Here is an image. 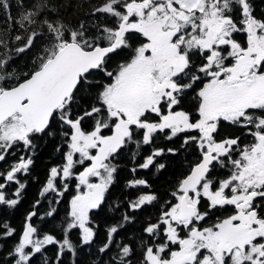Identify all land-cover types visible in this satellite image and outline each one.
<instances>
[{
    "label": "snow or ice",
    "instance_id": "obj_1",
    "mask_svg": "<svg viewBox=\"0 0 264 264\" xmlns=\"http://www.w3.org/2000/svg\"><path fill=\"white\" fill-rule=\"evenodd\" d=\"M66 7L0 0V264H264V7Z\"/></svg>",
    "mask_w": 264,
    "mask_h": 264
},
{
    "label": "trees",
    "instance_id": "obj_2",
    "mask_svg": "<svg viewBox=\"0 0 264 264\" xmlns=\"http://www.w3.org/2000/svg\"><path fill=\"white\" fill-rule=\"evenodd\" d=\"M34 0H25V5L27 6L30 3H33ZM60 2H63L67 5L66 9H62L65 16L70 19L73 23H76L78 16L71 15L73 13V5L78 2V0H60ZM79 2H84V0H79ZM257 4L260 7H264V0H256ZM15 15V11H14ZM82 16V13L79 14ZM6 28L5 20L3 17V14L0 13V33H3L4 29ZM2 51V49H0ZM21 64H23V61H21ZM56 160L53 157H50V147L45 145L39 150V158L36 161V166L34 169V175L39 177V181H42L45 176V172L47 170V167L50 163H55ZM39 181H32L29 180L28 187L25 191L24 198L15 211H9L6 215L0 214V223H2L5 219L9 220L12 224H14L17 228H19L23 216L26 213V211L29 209L31 203L38 198V191H39ZM63 215V212H61V216Z\"/></svg>",
    "mask_w": 264,
    "mask_h": 264
}]
</instances>
